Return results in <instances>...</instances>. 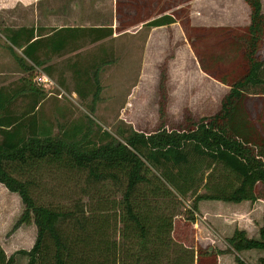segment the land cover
<instances>
[{
  "label": "trees",
  "instance_id": "1",
  "mask_svg": "<svg viewBox=\"0 0 264 264\" xmlns=\"http://www.w3.org/2000/svg\"><path fill=\"white\" fill-rule=\"evenodd\" d=\"M244 2L249 13L243 26H193L187 19L181 21L200 69L228 86L218 108L197 118L186 114L174 127L161 122L150 131L119 133L121 139L83 122L53 133L37 115L49 83L36 81L40 73L31 71L73 41L98 40L121 28L120 23L116 27L64 25L44 33L42 26L3 28L4 38L20 48L19 61L26 64L27 73L20 85L0 86V182L16 192L22 203L12 228L32 221L36 232L28 249L18 248L6 256L0 246V264H9L14 254L26 255V264H217L218 254L224 252L233 253L235 264H249L237 252L264 249V226L258 228L257 238L235 227L223 249L196 242L192 226L200 199H264V60L257 54L264 37V13L260 0ZM174 20L172 12L146 23ZM70 66L79 76L86 73L84 65L71 62ZM96 67L89 77L92 102L99 92ZM42 68L50 73L49 65ZM84 82L73 91L87 94V88L82 90ZM160 95L162 116V84ZM19 96L27 99L16 112L12 104ZM203 160H208L206 175L219 163L233 174L235 184L216 182L213 192H199L194 175ZM43 165L59 171L86 169L92 178L89 194L95 195V201L84 208L78 200L63 206L37 200L30 190L35 185L32 175H38ZM113 180L120 182V197L109 199L107 205L100 183ZM87 183L82 190L89 187ZM186 196L192 197L187 207L180 205ZM257 261L264 264V256Z\"/></svg>",
  "mask_w": 264,
  "mask_h": 264
},
{
  "label": "rangeland",
  "instance_id": "2",
  "mask_svg": "<svg viewBox=\"0 0 264 264\" xmlns=\"http://www.w3.org/2000/svg\"><path fill=\"white\" fill-rule=\"evenodd\" d=\"M12 1L16 0H10L9 4H6L7 1L0 3L2 87L20 85L21 77L27 73L23 69L26 64L19 61L22 55L20 48L11 45L3 36L5 26L17 27L31 23L35 24L31 25L34 27H44L41 30L44 33L64 25H122L110 35L92 42L87 38H79L59 53L49 56L43 64L33 65L31 70L47 79L40 82L49 83V86L45 87L49 91H43L40 98L37 115L40 120L50 124L53 133L61 132L71 124L83 122L89 124L92 130H96L98 125L100 129L120 139L119 133L125 135L130 130L150 131L161 122L167 127H174L182 122L186 114L197 118L214 112L224 92L223 86L193 69L186 46L188 39L181 27V21L187 19L190 25L195 24L193 26H243L247 24L245 22L248 21L249 10L243 0H56L54 7H50V0H42L36 11L20 8L17 1L14 4ZM163 12H173L177 22L153 28L147 37V27L139 22ZM261 12L264 13V0H261ZM210 40L214 41L213 47L218 50L219 46L215 47V42L218 43L215 35H212ZM73 44L76 46H72ZM262 54L264 55V47ZM71 62L77 63L79 67L84 65L86 73H81L80 76L75 74L70 66ZM42 65H49V74L43 70ZM94 66H97L99 92L92 102V82L89 77ZM261 76H264V70ZM82 79L85 81L82 90L87 88L88 92L80 95L73 89L80 85ZM161 84L164 98L162 116L159 115ZM26 99L24 96L16 98L12 104L13 109L18 112L26 103ZM88 117L91 119L89 123ZM207 161L200 162V170L194 175L199 192H213L211 187L216 182L229 183L231 186L235 184L236 178L233 174L227 172L219 163H214L213 172L206 175L209 169L204 164H207ZM43 166L36 171L38 175H32L35 185L30 190L37 200L56 202L61 206L68 205L70 200H78L84 204V208L95 201V195L89 194L92 191V178L86 175V169L79 172L74 169L59 171L52 165ZM205 175L204 183L202 178ZM86 183L89 187L82 190L81 187ZM100 186L105 188L106 196L102 201L107 205L109 199L120 197V182L102 181ZM4 193V198L10 195L11 205L10 224L5 230L8 237L17 227L12 228V225L21 211L22 203L16 193ZM191 198H182L180 205L187 207ZM204 201L200 203L201 208L223 205L222 210L226 208L225 211L233 208L243 209L249 203L245 200L219 201L214 204ZM255 203L260 204L254 207L252 204ZM180 205L177 207L180 209L178 212L182 209ZM250 207H254L253 210H258L259 213L255 217H248V220L252 219L257 226L264 223L261 218L264 213V199L252 202ZM243 219L246 220L244 215ZM219 224L217 222L219 227L222 226ZM7 242L8 238L5 243ZM258 253L259 251L241 252L240 255L247 260L251 259L253 264H258ZM16 255L21 256L14 254Z\"/></svg>",
  "mask_w": 264,
  "mask_h": 264
},
{
  "label": "crops",
  "instance_id": "3",
  "mask_svg": "<svg viewBox=\"0 0 264 264\" xmlns=\"http://www.w3.org/2000/svg\"><path fill=\"white\" fill-rule=\"evenodd\" d=\"M5 1H7L6 4H9L10 0H0V3L4 4ZM16 1L18 2V6L20 8H23L26 10L29 9V10L36 11V10H38V7H39L38 5L41 3L42 0H16ZM16 1H12V3L14 4V2H16ZM260 3H261V0H260ZM49 4H50V7L51 6L54 7V5L56 4V0H50ZM163 13H159L156 16H153V17L151 16L150 18L146 19L143 22H139V23H141L147 27V29H146V31H147L146 36L147 37L149 36L150 32H152L151 30L153 28H160V27H163L166 25H171V24H174L175 22H177L176 20H174L171 22L158 24V25H151V24L146 23L148 20H150L154 17H157ZM248 13H249V10H248ZM139 21H142V20H139ZM246 23H248V21L245 22V24ZM112 24L113 23H110L107 26H112ZM31 25H35V24H31V23L22 24V26H31ZM191 25H195V24H191ZM211 25L216 26L219 24H211ZM148 41L150 42V40H148ZM186 43H187L186 46L188 48L187 51H189L190 62H191L193 69L201 72L206 77L210 78L212 81L222 85L223 91H224L223 94H224L227 91L228 86L226 84L219 82L218 80L211 78L209 75H207L206 73H204L200 69L199 64L197 62V59H196L192 49L189 47L187 40H186ZM263 47H264V38H263L261 47L257 51V54L259 55L260 59H262V60H264V55L262 54V48ZM6 191H8V193L9 192H11L13 194L16 193L13 191H9L0 182V246L3 249L5 255L8 256L9 254H11L14 250H16L18 248L28 249L34 241L36 228H35V225L33 224L32 221L27 222V223H20L12 231V233L8 237L6 236L5 230L9 227V224H10V210H11V205L9 203L10 195L7 196L6 198H4V194H5L4 192H6ZM13 196H17V195H13ZM4 199H5L6 203H5ZM202 200H205L204 202H209L210 204H214V203L219 202V201H227V200H221V199H200L197 201V210L195 212V220L193 222V226H194L193 228H194V239L196 242H198L201 245H210L211 244V245H215L218 248L223 249L226 247L225 246V243H226L225 238L228 237L232 233V231L235 227L244 230L245 234L248 237L257 238L258 237V228L260 226H264V223H259L257 226L253 222L252 219L248 220V217H252V216L255 217V215H257L259 213L258 210H253V208L255 206H259L257 204H260V203L252 204L254 207H250L252 202L250 203L249 200L243 199V200L249 202V203H247L246 207H244L243 209L233 208L231 210L225 211L226 208H225V210H222L224 207L223 205L220 207L214 206V207L207 208V209L201 208L200 203ZM258 200L259 199L254 200V201L256 202ZM20 203H21V201H20ZM21 206H22V204H21ZM20 208H22V207H20ZM243 215L245 216L246 220L243 219ZM197 217H199L201 219L198 220ZM217 222L222 224V226L219 227L217 225ZM223 230L227 231V232L224 233V232H222ZM7 238H8V242L5 243ZM251 251H259L257 259H258V257L264 256V249L263 248L242 249V250L238 251L237 254L241 258H243L240 255L241 252L248 253ZM19 255H21V256H18V255L14 256L13 260L9 264H26L27 256L23 255V254H19ZM243 259L245 261H247L249 264L254 263L251 259L250 260L249 259L247 260L245 258H243ZM217 264H235V261L233 259V253L226 252V253L218 254Z\"/></svg>",
  "mask_w": 264,
  "mask_h": 264
},
{
  "label": "built area",
  "instance_id": "4",
  "mask_svg": "<svg viewBox=\"0 0 264 264\" xmlns=\"http://www.w3.org/2000/svg\"><path fill=\"white\" fill-rule=\"evenodd\" d=\"M36 79L38 80V81H40V80H42V81H46L47 79L44 77V76H42V75H39V76H37L36 77Z\"/></svg>",
  "mask_w": 264,
  "mask_h": 264
}]
</instances>
